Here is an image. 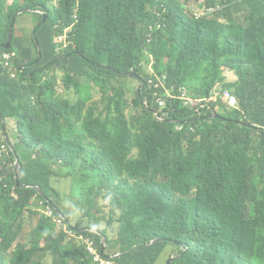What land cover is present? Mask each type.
Returning <instances> with one entry per match:
<instances>
[{
	"label": "trees",
	"instance_id": "16d2710c",
	"mask_svg": "<svg viewBox=\"0 0 264 264\" xmlns=\"http://www.w3.org/2000/svg\"><path fill=\"white\" fill-rule=\"evenodd\" d=\"M20 1L0 0V44L23 7L49 18L34 53V38L30 47L15 39L13 70L0 60V264H96L83 240L38 213L35 198L55 205L54 164L98 176L84 191L81 228L68 225L82 237L92 238L83 228L99 232L95 247L109 234L115 264H156L162 239L182 246L169 264H264V0H203L226 8L201 21L178 0ZM222 67L240 72L230 84L239 109L222 105L213 118L214 104L185 108L224 81ZM153 101L168 119L149 111ZM38 215L31 233L45 244L28 246L23 232Z\"/></svg>",
	"mask_w": 264,
	"mask_h": 264
},
{
	"label": "clouds",
	"instance_id": "9594fccd",
	"mask_svg": "<svg viewBox=\"0 0 264 264\" xmlns=\"http://www.w3.org/2000/svg\"><path fill=\"white\" fill-rule=\"evenodd\" d=\"M184 7V12L185 14L190 17L191 19L195 20V21H201V20H205V19H212L215 17H218L219 15H221L226 6L225 5H218V6H209L206 4L205 1H186V0H178ZM56 3V2H55ZM27 12H33L34 14H36L38 16V23L35 26V28L32 31V35L29 38H19L16 37L14 35V29L16 27L17 24V19L19 18V16H21L24 13ZM166 14V11L163 12H157L156 15L159 18V20L155 23V27L158 30H161L164 28L165 26V22H166V17L164 18ZM49 18V13L46 11V9L44 8H33V7H23L12 19L11 21V25L9 27L8 30V35H7V40L0 44V48L5 49V52H2L0 54V60L2 61L3 65L8 69V70H13L14 62H16L19 58V51L14 47V41L15 39H19L24 41V43L30 47L31 46V40L34 38L35 42H36V47L33 48V53L37 50L38 47H40V44L37 40V37L35 36L34 32L37 28H39L41 25H43ZM220 22L224 23V24H229L227 20L225 19H220ZM73 26V25H72ZM71 27H66L64 28V30L62 31V33H57L56 35L58 37H62V36H66V38L64 40H60V41H56V37H55V43H59L61 41H65L68 39V33L71 30ZM59 28V25H56V29ZM12 29V37L10 39V32ZM10 41V47L9 48H4V46H6L8 44V42ZM39 53L41 54V50L39 48ZM5 56H8L7 58H5ZM41 57V56H40ZM227 70L228 74H223V78L224 81L222 82H218L214 85V87L211 90V93L208 97L203 98V99H196L195 101H201L199 103L198 106L196 107H191V106H185V108H188L191 111L194 112H199L201 108L204 107V104H214L215 108L213 110L212 113V117L216 118L219 117V111H220V107L223 105L225 106L228 110H238L239 109V102L237 100V97L234 94L233 89L230 87V84L234 83L231 82H227V77L232 78L234 76V74L232 73L231 70L229 69H225ZM12 74L15 75V73L13 72ZM11 74V77H12ZM13 78V77H12ZM224 92H229L230 93V97L235 98V102L234 104H231L229 102V99H224L222 98V95L224 94ZM213 97H216V100L213 99ZM154 105L157 107V109H153L154 111H152V108H149V111L152 112L155 116V118L159 121H165L166 119H168L169 114L166 111L167 107H162L160 106V104L158 102H154ZM145 104L147 105V101H145ZM184 129V125L182 124H176L175 130L178 132L183 131ZM194 130V129H193ZM1 146H5L6 145H1ZM0 146V148H1ZM5 155L7 154V147H6V151L4 152ZM5 160L4 154H1L0 156V169L2 168L3 162ZM18 161V159H17ZM16 161V162H17ZM19 163V161H18ZM20 164V163H19ZM16 165V163H15ZM20 170H21V166H20ZM19 170V173H20ZM19 173L17 174L19 176ZM2 185V177L0 178V188ZM37 192L39 195H45L44 191L40 188L37 187ZM54 198L53 201L55 203V205L58 207H56L54 204L52 203H45L44 201L38 200V198H35L34 201L38 203V213L41 215H44L46 218H48L55 226L56 228V233L60 234V233H64L67 235L69 240H76V241H81L83 239H80L81 235H78L77 233H73V235H70V227L69 225H73L67 215V212H65V210L59 205V196L57 195L56 192H54ZM48 208H50V210L52 211V216H50L48 214ZM61 220L62 223L59 224L57 221ZM69 224V225H68ZM88 232L91 233L92 238H94V235L99 234V232L95 231L93 228L90 227V229L86 230ZM95 239V238H94ZM67 240V241H69ZM164 241L165 244L168 243H172L174 245H176L178 247V250H180L182 248V246H179L178 244H176L175 242L171 241V240H167V239H162ZM102 248H100L99 246L95 247V253H92V255L94 256L95 259V263L96 264H101V261H110L112 264H115L114 260L117 259L115 258V256L119 257L118 255H111L109 251H106V247L107 244L102 243ZM110 254V256H109ZM96 257H98L99 259L96 260Z\"/></svg>",
	"mask_w": 264,
	"mask_h": 264
},
{
	"label": "rangeland",
	"instance_id": "374dc122",
	"mask_svg": "<svg viewBox=\"0 0 264 264\" xmlns=\"http://www.w3.org/2000/svg\"><path fill=\"white\" fill-rule=\"evenodd\" d=\"M18 3L19 6H23L22 1L20 0H6V7L11 4ZM264 2L262 3V6ZM156 11V8L154 9ZM7 9L4 11V15L7 13ZM38 23V16L33 12H27L19 16L17 19V24L14 29V35L19 38H29L32 35V31ZM222 31L219 33V39L222 36ZM66 36L56 37V41L64 40ZM225 67L221 68L220 76L223 74H228ZM234 76L232 78L227 77V82L234 83L240 82V72L236 69L231 70ZM13 71L11 72V74ZM16 78V75L15 77ZM137 83H134V86L137 87ZM71 92H74V88L72 87ZM133 97V94H132ZM13 125V129L16 130V124L11 122ZM10 127H12L10 125ZM71 133L74 135L75 130H71ZM5 157V153H4ZM35 156L32 155V158ZM80 163V162H79ZM54 174L51 177L49 189L54 191L59 196V205L67 212L68 218L70 222L81 228L80 218L86 213L87 207L84 206L81 201L84 200L85 190H89L91 188H95L98 183V176L93 171H88L87 167H72L69 169H59L58 164L53 165ZM94 213V211H92ZM40 220V216L34 217L29 226H26L23 232V237L25 238V242L28 243V246L40 245L43 246L45 241L42 238H33L31 229L35 227ZM88 230L87 228H83ZM113 239H116L114 237ZM109 240L112 242L111 236L108 234L107 237H101L99 239L100 244L105 243ZM74 241V239H73ZM76 241V240H75ZM80 242L81 241H76ZM96 243V241H95ZM85 244V243H84ZM86 245V244H85ZM87 246V245H86ZM88 249V248H87ZM89 250V249H88ZM92 254V252L89 250ZM178 253V247L172 243H168L164 246L163 252L159 257L156 264H169L172 257H174ZM111 254V251H110ZM41 264H51V257L48 256Z\"/></svg>",
	"mask_w": 264,
	"mask_h": 264
},
{
	"label": "built area",
	"instance_id": "2783aa9c",
	"mask_svg": "<svg viewBox=\"0 0 264 264\" xmlns=\"http://www.w3.org/2000/svg\"><path fill=\"white\" fill-rule=\"evenodd\" d=\"M8 56H5V58H7ZM12 77L14 78L15 77V75L14 74H12ZM222 98H224V99H229L230 98V100H229V102L231 103V104H234V102H235V98H231L230 97V93L229 92H224V94L222 95ZM213 99L214 100H216V97H213ZM159 104H160V106H162V107H164L165 106V104L163 103V102H160V101H157ZM201 101H193V100H188L187 101V103H186V105L187 106H191V107H196V106H198L199 105V103H200ZM6 151V147L5 146H1V148H0V156H1V154H4V152ZM48 214L50 215V216H52V211L50 210V208H48ZM59 224H61L62 223V221L61 220H58L57 221ZM69 234L70 235H73V233L70 231L69 232ZM80 239H83V242H85L86 244H87V248L92 252V253H95V245H94V241H93V239L92 238H89V237H82V236H80ZM99 258L98 257H96V260H98ZM101 264H112L110 261H101Z\"/></svg>",
	"mask_w": 264,
	"mask_h": 264
},
{
	"label": "water",
	"instance_id": "95a60500",
	"mask_svg": "<svg viewBox=\"0 0 264 264\" xmlns=\"http://www.w3.org/2000/svg\"><path fill=\"white\" fill-rule=\"evenodd\" d=\"M12 37V29H11V32H10V39ZM10 47V41L8 42V44L6 46H4V48H9ZM152 111H154L153 109H151ZM15 170H16V173L18 174L19 173V170H20V164L18 163V161L16 162V165H15ZM115 258H118L117 256H115Z\"/></svg>",
	"mask_w": 264,
	"mask_h": 264
}]
</instances>
